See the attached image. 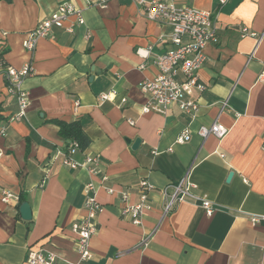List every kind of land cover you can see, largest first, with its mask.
Instances as JSON below:
<instances>
[{
  "label": "crops",
  "instance_id": "0c3cea01",
  "mask_svg": "<svg viewBox=\"0 0 264 264\" xmlns=\"http://www.w3.org/2000/svg\"><path fill=\"white\" fill-rule=\"evenodd\" d=\"M97 1L0 0L5 61L31 67L21 120H13L18 105L0 68V264H28V253L38 251L54 254L55 264H264V0H156L196 7L217 21V41L206 47L198 75L206 89L184 99L198 104L194 116L176 105L164 114L142 112L141 83L158 75L154 61L169 48L171 27L147 20L133 0H109L105 8L93 6ZM64 2L83 11L84 24L73 34L54 30L26 51L28 34ZM244 29L262 40L242 37ZM139 50L150 53L141 58ZM111 91L116 98L101 101ZM226 100L232 110L221 111ZM55 120L82 123L91 145L74 158L98 157L96 174L63 163L66 142ZM215 122L229 129L227 137L201 139L198 129ZM185 131L191 140L178 144ZM186 176L191 192L214 205L212 216L193 199L165 214L163 189ZM142 181L153 186L152 209L134 225L121 209L139 202ZM89 183L101 212L93 258L81 262L72 225L85 215ZM4 190L24 199L4 203ZM23 203L31 221L21 216Z\"/></svg>",
  "mask_w": 264,
  "mask_h": 264
},
{
  "label": "built area",
  "instance_id": "2783aa9c",
  "mask_svg": "<svg viewBox=\"0 0 264 264\" xmlns=\"http://www.w3.org/2000/svg\"><path fill=\"white\" fill-rule=\"evenodd\" d=\"M139 5L145 7V17L151 22L164 23L171 27L169 39V48L159 55L154 64L158 69V75L154 79H147L141 83V91L147 97V103L142 112L148 114L151 112L164 114L169 107L176 105L178 108L194 116L198 113L199 107L195 101L184 100L192 94L194 90L203 93L205 85L200 82L199 72L207 61L206 47L210 43L217 41V21L213 14L193 6H178L171 2L133 0ZM230 0H219L221 6L228 4ZM109 0H98L93 6L105 8ZM84 24L83 11L77 8L71 2H64L59 5L57 13L42 20L37 27L28 34L23 42L26 51L33 53L39 41L50 38L54 30H64L73 34L78 26ZM251 36L262 40L256 33H250L246 29L242 31V37ZM88 38H90L88 36ZM150 51L143 52L139 50L137 54L141 58H146ZM0 68L4 72L8 93L16 98L18 113L13 120L26 118L27 109L30 105L29 94L25 89V80L31 75L30 65H25L20 69L6 65ZM144 65L140 66L143 69ZM259 80L264 82V74H261ZM101 101H112L116 98V92L104 93L101 95ZM126 99H122L125 104ZM226 100L221 103V111L232 110ZM78 105V103H77ZM130 124H134L130 121ZM229 129L215 122L211 126H202L198 129V136L206 140L213 136L218 140H223L229 134ZM191 140L189 131L182 133L177 139L178 144H184ZM77 144L69 146V157L63 156V163L71 169L87 170L90 174H96L99 166V159L95 156H86L82 162L75 160L78 152ZM264 151V146H263ZM1 157V154H0ZM195 186L188 180V177L181 179L178 183L163 189V195L166 199L164 212L169 214L177 204L186 199H193L206 212L212 216L215 207L207 199L194 195L191 190ZM153 186L147 181H142L139 191V202L135 205H125L121 209V217L129 219L134 225H141L142 217L145 212L152 209L149 194ZM107 192L113 193L112 189ZM85 215L73 223L72 231L77 235L76 247L81 262L90 261L93 258L91 241L98 232L97 218L101 212V205L97 200L94 186L92 183L86 185L84 189ZM127 199V194L123 195ZM2 201L4 203L19 202L20 197L4 190L2 192ZM263 219L253 218V223H258ZM152 234L148 235L141 243V246L147 247ZM28 264H55L57 257L49 252L38 251L29 252L27 256Z\"/></svg>",
  "mask_w": 264,
  "mask_h": 264
},
{
  "label": "trees",
  "instance_id": "16d2710c",
  "mask_svg": "<svg viewBox=\"0 0 264 264\" xmlns=\"http://www.w3.org/2000/svg\"><path fill=\"white\" fill-rule=\"evenodd\" d=\"M7 48L5 45L0 46V64L6 66L5 55ZM4 118L0 115V123ZM55 125L59 126V136L66 142L65 155L69 157V146L70 144H77L78 150L81 152L86 151L91 145V139L86 134L85 129L80 121L64 122L60 120L52 121ZM24 198L21 197L20 201Z\"/></svg>",
  "mask_w": 264,
  "mask_h": 264
},
{
  "label": "water",
  "instance_id": "95a60500",
  "mask_svg": "<svg viewBox=\"0 0 264 264\" xmlns=\"http://www.w3.org/2000/svg\"><path fill=\"white\" fill-rule=\"evenodd\" d=\"M139 142H136V145L138 144ZM233 177V173L230 174L229 176V180H231V178ZM20 213H21V216L22 218L25 220V221H31L32 220V212H31V207L29 206L28 203H23L20 207Z\"/></svg>",
  "mask_w": 264,
  "mask_h": 264
}]
</instances>
